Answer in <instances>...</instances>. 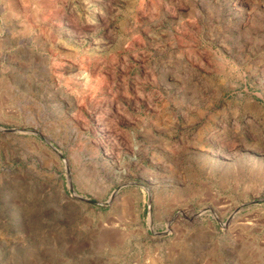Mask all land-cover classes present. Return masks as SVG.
<instances>
[{
	"label": "rangeland",
	"instance_id": "374dc122",
	"mask_svg": "<svg viewBox=\"0 0 264 264\" xmlns=\"http://www.w3.org/2000/svg\"><path fill=\"white\" fill-rule=\"evenodd\" d=\"M0 264H264V0H0Z\"/></svg>",
	"mask_w": 264,
	"mask_h": 264
}]
</instances>
